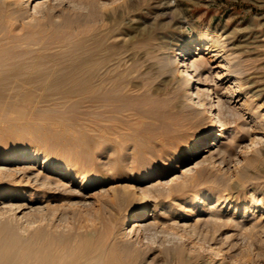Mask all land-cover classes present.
<instances>
[{
  "label": "bare ground",
  "instance_id": "6f19581e",
  "mask_svg": "<svg viewBox=\"0 0 264 264\" xmlns=\"http://www.w3.org/2000/svg\"><path fill=\"white\" fill-rule=\"evenodd\" d=\"M31 1L0 0V141H4L0 144V264H141L138 249L125 238L140 235L148 218L162 215L172 205H206V192L197 190L205 183L202 171L194 176L190 172L206 151L220 145L223 138L235 137L228 134L233 131L220 118L222 97L213 96L212 87L204 88L196 79L201 62L191 60L196 44L205 43V49L218 55L221 45L202 32H179L175 48L160 56L173 63L183 77L175 98L164 99L165 106H172L169 111L174 121H163L157 130L146 120L138 126V51L124 55L109 42L119 33L116 28H95L79 15L60 20L55 7L49 6L52 0H35L31 9L42 11L43 16L33 15ZM182 27L174 26L171 36ZM134 29L136 33L128 37L138 46V26ZM162 39L168 37L162 35ZM154 102L161 103V99ZM203 108L207 123H213L208 130L203 128L186 145L157 148L166 165L187 159V166L163 182L168 185L144 187L143 183L155 177L157 163L151 157L153 152L140 151L138 159V131L143 136L149 133L151 137L157 131L173 138ZM140 110L141 115L148 112L144 107ZM73 146L81 149L78 159L71 157ZM122 148L137 154L134 160L131 155L132 164L119 156ZM101 150L119 153L108 163L112 169L107 164L109 172L94 162ZM77 181L82 191L74 189ZM110 183L113 185L105 188L111 191L109 201L86 216L79 213L74 224L61 226L76 193L80 191L77 195L88 204L85 190ZM137 198L140 203L134 204ZM132 203L125 218L113 211ZM213 207L211 203L210 209ZM179 217L174 220L177 224ZM183 256L185 264L193 258L189 251ZM192 263L209 264L203 260Z\"/></svg>",
  "mask_w": 264,
  "mask_h": 264
},
{
  "label": "rangeland",
  "instance_id": "374dc122",
  "mask_svg": "<svg viewBox=\"0 0 264 264\" xmlns=\"http://www.w3.org/2000/svg\"><path fill=\"white\" fill-rule=\"evenodd\" d=\"M35 4V0L30 3L31 14L43 16L42 11L33 12L31 7ZM49 6L55 7V13L62 21L66 17L79 15L95 28H116L119 33L113 35L109 42L118 46L119 52L124 55L138 51V126H142V120H146L152 129L157 130L164 123L172 124L174 121L169 111L172 106H165L167 103L164 99L175 98L183 77L173 63L160 56L171 51L179 32H202L221 45L219 55L215 54L216 51L205 49V43L196 44L191 53V60L197 58L201 62L196 79L203 82L204 88L212 87L216 93L213 96L218 93L222 97L220 118L228 130L233 131L228 134H235L233 138H223L220 145L206 151L198 159L201 162L190 172L194 176L202 171L205 183L198 185L197 190L206 192L204 199L208 202L206 205L200 202L197 207L189 203L184 204L185 207L179 203L172 205L168 207V213L148 218L140 235L126 237L125 242L138 249L141 264H185L183 255L188 251L193 256L187 261L188 264H193V260H203L209 264H264V0H52ZM182 25L184 27L176 29L177 33L172 37V28ZM137 26L138 46L130 43L131 34L136 33L134 28ZM148 31L149 35L142 37ZM162 35L168 39L163 40ZM224 55H228V58H224ZM202 96L206 98L208 106L207 92ZM158 99H161V103L156 104L154 101ZM140 107L146 108L149 113L141 115ZM206 109L203 108L196 118L199 121L195 119L179 135L173 131V138L166 133L163 135V132L151 131L149 137V133L143 136L142 131H138V159L141 157L140 151L150 155L153 152L151 157L158 166L154 169L155 177L143 183L144 187L154 189L155 183L157 186L168 185L163 182L171 180L175 173L187 166V159L166 165L158 153L164 147L186 145L203 128L208 130L213 123H207ZM157 114L159 117H154ZM149 118L152 121L147 120ZM161 140L164 146L157 144ZM3 142L0 141V144ZM72 148L74 153L71 157L78 159L81 149L78 146ZM109 150L98 151L94 159L108 172L112 169L108 163L115 160L119 153V156H124V161L127 159V164H132L131 155L137 156L128 148H122L119 153ZM107 164L111 169H107ZM111 185L113 183L85 190L84 193L89 195L88 204L82 203V195H77L80 191L76 193L71 205L68 203V219L61 226L64 228L74 224L76 217L86 216L109 201L111 191L106 189ZM74 189L82 191L79 181L74 184ZM135 201L134 204L140 203L138 198ZM211 203L214 204L212 210ZM132 205L114 208L113 211L125 218ZM177 216L181 219L178 224L174 221ZM184 222L188 225L182 226ZM178 252H183V255L179 256Z\"/></svg>",
  "mask_w": 264,
  "mask_h": 264
}]
</instances>
